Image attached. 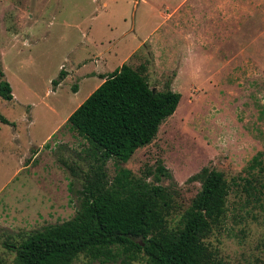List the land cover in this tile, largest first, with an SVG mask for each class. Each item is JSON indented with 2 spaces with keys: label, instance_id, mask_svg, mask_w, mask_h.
<instances>
[{
  "label": "rangeland",
  "instance_id": "rangeland-1",
  "mask_svg": "<svg viewBox=\"0 0 264 264\" xmlns=\"http://www.w3.org/2000/svg\"><path fill=\"white\" fill-rule=\"evenodd\" d=\"M179 1L0 0V64L17 94L12 101L0 96V264L15 262L6 243L76 214L100 161L64 125L66 117L103 81L92 73L125 62L145 66L152 88H172L182 99L150 145L127 162L106 163L108 178L123 168L145 177L162 162L172 177L158 183L174 195V226L201 189L190 178L204 167L223 171L231 187L227 212L207 242L229 264L264 258V187L244 181L264 153V0H227L226 23L223 11L220 18L209 6L219 0H200L185 8L179 25H164L157 5L169 11ZM63 68L67 75L54 87ZM75 264L102 263L81 254ZM132 264L149 262L141 255Z\"/></svg>",
  "mask_w": 264,
  "mask_h": 264
},
{
  "label": "trees",
  "instance_id": "trees-1",
  "mask_svg": "<svg viewBox=\"0 0 264 264\" xmlns=\"http://www.w3.org/2000/svg\"><path fill=\"white\" fill-rule=\"evenodd\" d=\"M144 72L145 66L136 69L125 62L100 74L103 83L68 117L64 125L90 143L100 165L87 176L72 218L32 232L19 243H6L16 253L14 264H75L81 254L102 264L122 256L124 264H132L141 255L149 264H229L207 242L227 212L231 187L223 171L204 167L190 178L200 181L201 189L179 223L170 226L174 195L158 182L172 174L162 162L145 177L123 168L110 180L103 169L110 159L127 162L150 145L182 99L172 88H152ZM66 75L63 68L53 86ZM0 96L14 98L1 64ZM244 181L253 190L264 187L263 152L253 158ZM257 264H264V258Z\"/></svg>",
  "mask_w": 264,
  "mask_h": 264
},
{
  "label": "crops",
  "instance_id": "crops-1",
  "mask_svg": "<svg viewBox=\"0 0 264 264\" xmlns=\"http://www.w3.org/2000/svg\"><path fill=\"white\" fill-rule=\"evenodd\" d=\"M197 1H200V0H180L179 2H177V4H175V5H172V7L171 6H169L170 8H172V9H169V11H168V9H167V11H163V9H164V7L165 6H167V4L166 3H164V2H161L160 4H158L157 5V10H159L160 12H161V15H162V17H163V20H164V25H169V23L171 22V26L172 27H176L177 25H179L180 24V21H182V20H185L186 18H184L183 16H184V10H185V8L186 7H188V6H191V7H193V9L195 8V5H196V3H197ZM220 2L219 3H217V2H210V4H209V6L211 7V8H213V10L215 11V12H217V14H219V17L221 18L222 17V14H221V12L223 11V13H224V22L226 23V21H227V9H228V2H227V0H219ZM159 8V9H158ZM219 12V13H218ZM193 17V16H192ZM220 21H222V19L220 20ZM157 31H158V29H157ZM157 31H156V33L154 34V35H157ZM153 36V35H152ZM151 36V37H152ZM145 43V39L144 40H142L137 46H136V48H134V49H132V51L129 53V55L133 52V51H135L137 48H139V47H141V45H143ZM128 55V56H129ZM5 71V70H4ZM100 73L101 72H99V71H95V73H92L91 74V76L90 77H95V76H99L100 77ZM101 78V77H100ZM101 79H103V78H101ZM103 81H104V79H103ZM103 81L101 82H99V83H97L96 85H94L93 87H92V89H91V91H90V94L96 89V88H98L102 83H103ZM77 88L79 89V87L77 86ZM14 95V98L12 99V100H14L15 99V97H17V94L15 93V94H13ZM86 98H83L79 103H78V105H76L74 108L76 109L78 106H80L81 105V103H83V101L85 100ZM11 100V101H12ZM74 109V110H75ZM74 110H72V112L74 111ZM72 112H70L69 114H68V116L66 117V119H68V117L71 115V113ZM65 119V120H66ZM62 122H64V121H62ZM61 122V123H62ZM61 123H58V125H56V127L54 128V130L51 132V134L50 135H48V138L49 137H51V135L54 133V132H56L57 130H59V127H60V125H61Z\"/></svg>",
  "mask_w": 264,
  "mask_h": 264
}]
</instances>
